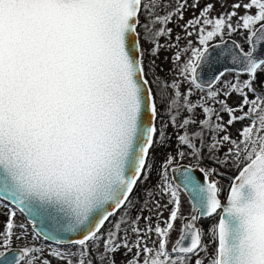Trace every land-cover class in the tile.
<instances>
[{
	"label": "snow or ice",
	"instance_id": "obj_1",
	"mask_svg": "<svg viewBox=\"0 0 264 264\" xmlns=\"http://www.w3.org/2000/svg\"><path fill=\"white\" fill-rule=\"evenodd\" d=\"M0 201V264H264V0H0Z\"/></svg>",
	"mask_w": 264,
	"mask_h": 264
},
{
	"label": "rangeland",
	"instance_id": "obj_2",
	"mask_svg": "<svg viewBox=\"0 0 264 264\" xmlns=\"http://www.w3.org/2000/svg\"><path fill=\"white\" fill-rule=\"evenodd\" d=\"M171 3H175V0H171ZM217 8H219V6H217ZM190 13H186V18H187V16L189 15ZM171 26V25H170ZM231 35H234V36H236L238 39H239V41L240 42H242V44L244 43V37L246 36V35H248V33H246V32H237V33H235V34H231ZM232 38V37H231ZM234 39V38H233ZM183 43V42H182ZM245 47L247 48V45H245ZM171 55V53L169 52V51H166V50H162L161 52H160V54H159V57L156 59V63H157V65L159 66L158 68H157V71L159 72L160 71V69H163V72L162 73H160L161 75H164V74H166V73H168V71H169V69L172 67V64H171V62L169 61V59H167L169 56ZM224 80H231L232 79V74H228V75H226L224 78H223ZM241 79H243V77H241ZM238 97H236V96H233V98L230 100V103H233V104H235V103H237L238 102ZM237 115H239V113H237ZM228 117L227 116H225V119H227ZM235 127L236 128H239L240 127V124L239 123H237L236 125H235ZM169 131H171V129H169ZM173 139H175V138H173ZM191 164V163H193V161H189V162H187L186 164ZM173 165H176V164H173ZM171 167V166H170ZM158 169V168H157ZM156 169V170H157ZM153 174L156 176V178H155V180L153 181L152 180V177H153ZM157 179H158V175H157V173L155 172V170H153V172H152V175H151V177H150V180L148 181V184L149 185H155V183H156V181H157ZM169 179L171 180V178H170V175H169ZM222 181H224V184H227L228 183V180H222ZM144 187V185H140V188H143ZM140 193H139V189L137 190V192H136V194L135 195H139ZM221 199L223 200L224 199V197H221ZM167 200H168V197L167 196H163V197H161V203L163 204V203H166L167 202ZM7 204L6 203H1L0 202V228H2L3 226H4V223H5V221L7 220V217H8V212H9V206H6ZM182 205H183V208H184V211L185 212H187L188 210H189V207H190V204H188L187 202H186V200H182ZM20 213H18L17 212V216H16V222L17 223H26L27 224V222L25 221V219H23L20 215H19ZM164 215L165 216H167L168 215V213L167 212H165L164 213ZM217 222V221H216ZM214 220H212L209 224H214V223H216ZM208 225V224H207ZM140 227L141 228H143L144 227V221L142 220L141 222H140ZM27 231H28V233H29V238L28 239H26V240H20V241H17V240H14L13 241V247H23L24 245H26V244H28L31 240H33L32 239V232H31V229H30V227H29V225H28V228H27ZM37 243H39V241H36ZM151 243V242H150ZM54 246V245H53ZM71 247V246H70Z\"/></svg>",
	"mask_w": 264,
	"mask_h": 264
},
{
	"label": "water",
	"instance_id": "obj_3",
	"mask_svg": "<svg viewBox=\"0 0 264 264\" xmlns=\"http://www.w3.org/2000/svg\"><path fill=\"white\" fill-rule=\"evenodd\" d=\"M226 38H227V37H226ZM231 40H234L236 43H238V42H237L235 39H233V38H231ZM213 56H215V53H213ZM215 67L219 68V67H221V65L217 64V65H215ZM205 72H206V78H210L211 75H212V72L208 71L207 68L205 69ZM180 164H183V165H189V163H188V164H186V163H180ZM176 166H177V165H172L171 167H169V175H170L171 181H173L174 183H179V181H180V173H179V172H175V173H173L172 170H171L172 168H174V167H176ZM195 175L200 176L199 173H195ZM181 191L184 193V195L186 196V198H187V200H188V202H189V204H190L189 194H188L186 191H184L183 188H181ZM4 203H7V202H6V201H3V204H4ZM18 213H19V212H18ZM20 214H21V213H20ZM21 215L24 217V219H25L26 222L28 223L30 229L33 231V228H32V226H31V218L28 217V218L26 219V217H25L24 214H21ZM217 222H218V220H217ZM42 227H43V226L40 225L39 222H37L36 231H39ZM33 232H34V231H33ZM67 236H68V234H64L62 238H64L65 240H67ZM38 241H39L40 244H44V243H45V241H44L43 238H41V239L38 240ZM51 243H52L53 245H55V242H51ZM66 245H67V244H66ZM18 248H19V247H13L14 250H15V249H18ZM6 255H7V257L10 259L13 255H19V253L16 252V251H13V252L6 253ZM0 259H3V258H0Z\"/></svg>",
	"mask_w": 264,
	"mask_h": 264
},
{
	"label": "trees",
	"instance_id": "obj_4",
	"mask_svg": "<svg viewBox=\"0 0 264 264\" xmlns=\"http://www.w3.org/2000/svg\"><path fill=\"white\" fill-rule=\"evenodd\" d=\"M231 37L234 38L238 43H242V42L239 41V39H238L236 36L231 35ZM189 161H191V160H189V159H185V160H183V161H179V163H187V162H189ZM154 170H155L156 173L158 172V169H157V170L154 169ZM155 178H156V176L153 174L152 180L154 181ZM225 181H226V179H225ZM221 183H222V185L225 187V190H227V185H228L229 181H228L227 184H224V181H221ZM180 194H181V200H186V202L189 204V202H188L186 196L184 195V193L181 191ZM222 197H223V195H222ZM19 215L23 218V216H22L21 214H19ZM23 219H24V218H23ZM212 220H214V221L216 222V221L218 220V216H215V217H212V218H205V219H203V220L201 221V223H203L204 225H207V224H209ZM25 221H26V220H25ZM31 232H32V234H33V235H32V239L34 240V239H35L34 232H33L32 230H31ZM54 246H55V245H54ZM66 247H70V245H66Z\"/></svg>",
	"mask_w": 264,
	"mask_h": 264
},
{
	"label": "flooded vegetation",
	"instance_id": "obj_5",
	"mask_svg": "<svg viewBox=\"0 0 264 264\" xmlns=\"http://www.w3.org/2000/svg\"><path fill=\"white\" fill-rule=\"evenodd\" d=\"M1 203H3V201H0Z\"/></svg>",
	"mask_w": 264,
	"mask_h": 264
}]
</instances>
